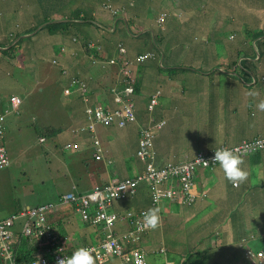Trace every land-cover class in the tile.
I'll use <instances>...</instances> for the list:
<instances>
[{
    "label": "crops",
    "instance_id": "crops-1",
    "mask_svg": "<svg viewBox=\"0 0 264 264\" xmlns=\"http://www.w3.org/2000/svg\"><path fill=\"white\" fill-rule=\"evenodd\" d=\"M48 1L62 8L58 10H64L61 18L67 23L54 31L47 29V34L55 38L46 44L50 50L59 48L52 54L51 64L58 67V85H64L65 112L60 114L59 105L49 109V101H39L34 103L32 118L23 116L22 101L18 113L7 116L5 126L9 143L13 144L12 141L26 130L24 139L18 143L42 145L49 162L48 174L54 184L49 196L33 201L30 182L23 185L22 194L10 192L5 197L0 186V219L55 204L57 208L48 215L47 223L58 244L69 251L83 246L96 247L107 237L108 230L83 221L74 206L62 203V196L70 192L89 193L114 180L142 175L148 163L138 156L142 130L152 134L153 161L158 168L182 164L200 153L211 155L220 148L232 149L264 138V110L257 108L264 100V0H252L254 4L249 7L254 12L247 21L248 29L254 31L251 38L254 47H250V38L242 31H238V38L231 39V33L226 31L230 32V23L225 28V24L206 21L194 13L209 11L208 0ZM8 14L20 12L9 10ZM162 14L167 17L160 25ZM100 16L103 20L98 19ZM44 24L35 33L34 29L15 28L13 31L0 24V46L3 47L0 48V69L10 66L4 75L0 72V80L2 77L13 83L21 80V75L16 76L12 71L13 67L21 66L19 60L23 57L17 54L19 44L46 29L48 24ZM14 36L17 38L11 45L15 49L11 52L16 54L10 56L5 51L13 46L6 48L5 44ZM26 57L28 59V53ZM229 58H241V68L236 70V64H228ZM159 62L164 71L158 69ZM258 74L261 82H258ZM184 77L191 80L188 89L191 93L187 96L182 85ZM254 86L255 93L249 99V91ZM198 87L200 92H197ZM126 89H132L133 93L126 96ZM4 90L0 97L17 96L23 100L16 90ZM118 96L132 101L136 121L124 128L96 125L92 131L87 108L104 107L113 111L120 106ZM134 96L143 97L145 104L140 107L133 101ZM50 97L51 92L46 99ZM68 98L71 103L67 102ZM153 100L156 103L150 109ZM76 102L82 108L79 109ZM2 110L0 107V112ZM10 116L17 118L8 120ZM13 123L17 126L10 127ZM12 132L15 133L13 138L10 137ZM94 137L99 140L100 160L94 157ZM170 140H175L173 146ZM75 145L78 148H73ZM7 152L10 164L11 158L12 162L15 158L8 149ZM38 153L41 152L34 147L16 150L17 158H32ZM240 156L249 172L243 184L226 183L228 189H225L224 178L217 177L221 172L216 164L209 169L211 174L198 175L196 197L192 202L163 198L155 203L151 188L142 182L133 194L118 200L112 211L140 214L150 207L156 208L157 227L189 231L190 240H196L197 245L208 250L213 258L222 259L224 264H260L255 259L259 253L264 254V149ZM40 160H44V156ZM5 183L16 191L17 186L8 178V173ZM173 186H177L176 182ZM25 190L28 191L26 197ZM25 222L23 218L18 221L16 234L22 231ZM120 222L113 228L118 236L134 231L131 221ZM155 237L157 233L149 228L140 235L136 247L147 254L144 245L148 247V242ZM158 238L166 240L163 235ZM26 247L27 252L32 249L36 253L32 262L40 257L52 258L50 245L42 238L28 242ZM251 248L257 251L256 256L250 252ZM163 251L159 249L160 254ZM241 253L245 256L241 257ZM177 255H168L166 263L185 264L184 257ZM2 261L0 259V264ZM150 261L148 264L155 263V260ZM96 264L99 263L96 261ZM103 264L124 263L111 258Z\"/></svg>",
    "mask_w": 264,
    "mask_h": 264
},
{
    "label": "rangeland",
    "instance_id": "rangeland-1",
    "mask_svg": "<svg viewBox=\"0 0 264 264\" xmlns=\"http://www.w3.org/2000/svg\"><path fill=\"white\" fill-rule=\"evenodd\" d=\"M209 11H196L194 12L199 17L205 18L206 21H213L215 24H225V28L227 26V23H230L229 28L231 33V39L238 38L239 32L242 31V33L249 37V45L250 47H254V40L251 39L253 37L254 31L252 29H248V17L254 15L253 11L249 10V7L254 4L252 0H244L243 2L241 0H208ZM62 9L60 7H57L56 5H52L48 0H42L38 2L37 0H0V24L3 26H6L7 28H11L13 31L15 28H27L28 30L34 29L35 33L38 31L41 27H43L44 20L49 18L51 19L50 22H59L62 20L61 17H63L64 11L58 10ZM14 10L19 11L20 14H8V12ZM122 16L120 13L119 17ZM99 20H103V18L100 16L98 18ZM65 21V20H62ZM120 21V20H119ZM120 23H122L120 21ZM49 24V23H47ZM53 24V23H52ZM253 27V26H252ZM49 31L46 29L38 32L37 35H33L32 37L28 39H23V42H20L19 48L22 50L21 52H18L20 50H17V54H20L23 58L22 61H20V68L19 67H13L12 71L15 73L16 76L21 75V80L19 79V82L13 83V82H7V80L2 77L0 80V93L1 91L4 92H12L16 90V93L20 95V97L23 99V105L21 107V113L23 116L33 117L34 116V103L39 101H49V109H51L53 106L59 105L60 106V114H63L65 112L66 105L64 103V97H62V87L58 85L59 81L58 78V67L51 64V56L53 53H56L59 51V48L56 46L55 49L50 50L47 47V42L53 40L55 38V35H48ZM18 37V35H17ZM14 36L11 38V40L6 41V44L8 48L14 42V39L17 38ZM21 36H19L20 38ZM41 40H44V43H41ZM237 40V39H236ZM10 43V44H9ZM6 46V48H7ZM0 48H3L0 46ZM254 49V48H253ZM32 53H31V52ZM10 56H15L14 52H11L9 50L5 51ZM29 55L27 59V53ZM30 53V54H29ZM256 56L258 54H255ZM38 60V61H37ZM42 60L44 63H42ZM240 60L241 58L233 59L229 58L227 60L228 64H233L235 62L236 70L238 68L240 69ZM23 63L24 65L22 66ZM233 64V65H235ZM157 67L160 71H164V66L162 63H157ZM10 69V66H6L4 70L0 69V72L5 74L7 70ZM58 83H57V81ZM238 82H240L237 79ZM191 80L187 79L186 77L182 78V85L184 86V93L185 95H189L191 92L188 90L189 83ZM258 82H261L260 75L258 74ZM236 83V82H235ZM241 83V82H240ZM202 84V81H199V85ZM243 84V83H242ZM36 89V90H35ZM255 89V86L251 88L249 91V99H252V95L255 93L253 90ZM51 92V97L49 99H46V95ZM195 92V91H193ZM197 92H200V87L197 88ZM66 98V97H65ZM69 103H71V99H67ZM136 101L139 106H143L145 104V100L143 97H137L134 96L133 101ZM132 102V101H131ZM77 106L82 108V105L79 102H76ZM135 103V102H134ZM134 105V104H133ZM136 106V105H135ZM19 110V109H18ZM13 115V113H11ZM16 114V113H14ZM17 117L10 116L8 120L14 119L16 120ZM25 118V117H24ZM25 123V119H24ZM23 123V124H24ZM17 126L16 123H13L10 125V127ZM169 127V126H167ZM15 132V131H14ZM12 132L10 135L11 138L15 135V133ZM27 131L23 130L22 133L15 138V140L12 141L13 144L9 143V135L8 131H6V151L8 149L9 154L11 153V156L15 158V161L12 162V158L10 161V164L8 167L2 169L0 171V186L3 189V195L9 196L10 192H18L22 194L23 192V185H26L27 183H31L32 191L30 193V199L33 200H41L46 196H49L51 194L50 187L53 185V179L51 177L47 169V165H49V162L46 160L48 159L46 155L43 152L42 145H36L32 142H24V143H18L21 142L24 139L25 133ZM188 132H192V130H188ZM180 135L179 133H177ZM175 140H170L169 144L171 146L174 145ZM24 147L29 148H35L39 150L41 153H38L39 155H34L32 158H26L23 156H18L16 154V150L18 148L23 149ZM35 154V153H34ZM8 155V152H7ZM19 155V154H18ZM44 156V160H40ZM46 157V158H45ZM73 157V156H71ZM9 158V156H8ZM75 158V156L73 157ZM220 173L217 174L218 179L222 176L223 172L219 168H217ZM8 173V178L11 181H14L15 186H17L16 191L12 189V185L9 183H5V177ZM212 171H209V169H198L196 170V179L198 175L201 177L204 174H211ZM56 175V179H57ZM195 179V181H196ZM225 182L223 184L225 189H228L226 187V183L228 182L224 178ZM45 182V185L43 186L42 183ZM25 197L28 195V191L25 190ZM117 201L115 202L116 205ZM121 223L120 221L117 222ZM153 230V228H152ZM154 231L157 233V237L153 238L152 242L145 243L144 249L146 250V259L148 262H151V264H167V256L168 255H177L176 253H179L182 257H184L183 262L185 261V264H202L204 262L209 264H224L223 260H218L216 258H213L211 256V253L208 250H205L201 246L197 245L196 240H190L191 236L189 234V231H183V229H169V228H154ZM163 235L166 239L165 241H162V239L158 238V236ZM162 237V236H161ZM185 240V241H184ZM144 244V241H143ZM164 249L163 253H159V249ZM157 251L154 252L153 250ZM201 252V253H200ZM250 252L252 254H257V251L254 248L250 249ZM194 253L193 255H190ZM263 253H259L258 257H256L255 260H259V257H261ZM180 255V258H182ZM241 257H244L245 254L241 253ZM3 260V258H2ZM2 264H8V261L4 262L2 261ZM10 264V263H9ZM184 264V263H181Z\"/></svg>",
    "mask_w": 264,
    "mask_h": 264
},
{
    "label": "built area",
    "instance_id": "built-area-1",
    "mask_svg": "<svg viewBox=\"0 0 264 264\" xmlns=\"http://www.w3.org/2000/svg\"><path fill=\"white\" fill-rule=\"evenodd\" d=\"M167 14H162L159 18V24L165 22ZM143 60V58H139ZM132 89H127L126 93H132ZM118 102H122L118 98ZM156 103L152 101L150 109ZM22 104V100L17 96L9 98L0 97V107L3 109L0 112V171L9 165V159L5 147V131L6 118L11 113H18V109ZM90 121V129L94 131L96 125L107 127L117 125L125 127L127 124L136 121L135 110L130 102H122V106L116 111H107L101 107H89L86 110ZM160 128V124L157 126ZM140 139V148L138 156L148 161L145 173L142 176L126 179L114 180L105 187L96 188L93 191L85 194L70 192L62 196V203L74 206L82 220L95 226L101 225L108 230L107 237L96 247H86L91 254L96 258L99 264L107 262L111 258H118L124 264H148L146 253L136 247L140 240V235L144 234L149 227L144 224L142 213L135 214L115 213L112 207L118 200H123L136 190L140 182H145L152 190L154 202L159 203L163 198L169 200L182 199L186 202L194 201L195 191V173L198 168H211L217 164L211 155L203 153L198 154L194 159L180 165H167L164 168H157L154 164V153L152 151V134L149 131L142 130ZM43 141V140H42ZM96 160H100L102 155L99 149V140L94 137ZM73 148H78L77 145ZM264 149V138H257L252 141L244 142L241 146L232 148L240 155H250L259 150ZM177 181V186L174 187V182ZM57 205L47 204L39 207H34L25 210L18 214H12L8 218L0 219V259L2 261H11L8 259L11 253L14 260V248L10 241L14 237V228L21 218L25 219V226L22 233L27 237H35L43 239L50 245V253L52 258L40 257L31 264H57V261L64 256H68L72 251L67 250L60 244L58 239L51 232V227L47 223L48 215L52 210L56 209ZM129 220L134 225L133 232L120 237L114 233L113 228L117 222ZM85 247V246H83ZM259 255V254H258ZM259 260H264V254L259 257ZM15 264V262H14Z\"/></svg>",
    "mask_w": 264,
    "mask_h": 264
},
{
    "label": "clouds",
    "instance_id": "clouds-1",
    "mask_svg": "<svg viewBox=\"0 0 264 264\" xmlns=\"http://www.w3.org/2000/svg\"><path fill=\"white\" fill-rule=\"evenodd\" d=\"M132 93H133V91H132ZM132 93H130V94H132ZM130 94L126 93V96H129ZM118 98L121 99L122 102L132 103L129 99H126L125 97H121V96L117 97V102H118ZM122 102H118V104H120V106L113 111L118 110L122 106ZM132 105H133V103H132ZM133 107H134V105H133ZM101 108L104 110H107L104 107H101ZM257 108L260 110H264V100L260 101L257 104ZM134 110H135V108H134ZM107 111H110V110H107ZM135 115H136V113H135ZM110 126H112V125H110ZM115 126H117V125H115ZM107 127H109V126H107ZM212 159L215 162H217V164L219 165V168L223 172L224 178L228 182H230L232 184H243L247 180V178L249 176V172L246 169V167L244 166V159L239 154H237L235 151H233L229 148L217 149L216 151H214V155H213ZM171 165H176V164H171ZM178 165H180V164H178ZM159 169H161V168H159ZM198 169H210V168H201L200 167ZM140 176H142V175H140ZM137 177H139V176H137ZM127 179H131V178H127ZM195 179H196V173H195ZM195 179H194V182H195V190H196ZM123 180H126V179H123ZM119 181H121V180H119ZM175 182L177 184V181H175ZM140 183H142V182H140ZM143 183H145V182H143ZM142 217H143L144 224L147 227L154 229L158 226V223H159L158 209L150 207L142 213ZM8 259L11 261V264H14V260L12 258L11 253H9ZM57 264H96V258L93 256V254H91V252L88 248L77 247L72 251V253L70 255L64 256L61 259H59L57 261Z\"/></svg>",
    "mask_w": 264,
    "mask_h": 264
},
{
    "label": "trees",
    "instance_id": "trees-1",
    "mask_svg": "<svg viewBox=\"0 0 264 264\" xmlns=\"http://www.w3.org/2000/svg\"><path fill=\"white\" fill-rule=\"evenodd\" d=\"M40 1H42V0H40ZM51 4L55 5L56 3H51ZM50 21H51V19H49V18L44 20V23H50V24L45 26L48 30L54 31L57 29V27L61 28V27H64L65 24L67 25V23L63 22V21L62 22H50ZM14 49H15V47L13 46L10 48V51H13ZM233 64H235V62ZM76 193H78V192H76ZM47 220H48V218H47ZM15 228H16V226H15ZM15 228H14V230H15ZM35 239L36 238L34 236L33 237L25 236L22 233V231L20 233H17V234L14 232V237L10 241V244L14 248V262H15V264H31L32 261L34 260V258L36 259V253L32 249L30 250V252H27V250H26L27 249L26 245H28V242L34 241ZM18 251H20V252H18ZM259 261H260V264H264V260H259Z\"/></svg>",
    "mask_w": 264,
    "mask_h": 264
}]
</instances>
